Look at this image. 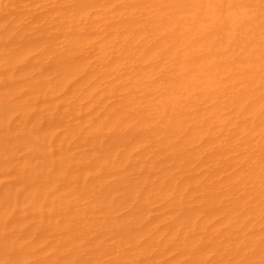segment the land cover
<instances>
[{
	"label": "bare ground",
	"instance_id": "obj_1",
	"mask_svg": "<svg viewBox=\"0 0 264 264\" xmlns=\"http://www.w3.org/2000/svg\"><path fill=\"white\" fill-rule=\"evenodd\" d=\"M0 264H264V0H0Z\"/></svg>",
	"mask_w": 264,
	"mask_h": 264
}]
</instances>
